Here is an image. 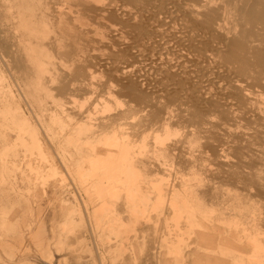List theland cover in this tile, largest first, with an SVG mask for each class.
Returning <instances> with one entry per match:
<instances>
[{"label":"bare ground","instance_id":"6f19581e","mask_svg":"<svg viewBox=\"0 0 264 264\" xmlns=\"http://www.w3.org/2000/svg\"><path fill=\"white\" fill-rule=\"evenodd\" d=\"M6 2L16 7L11 19L33 26L46 46L58 44L63 58H89L72 74L54 76L59 95L78 97L89 90L86 72L94 65L107 74L95 85V101L117 92L128 99L130 114L118 115L111 127L94 132V145L88 143L100 154L83 155L95 168L111 172L102 183L105 194L121 193L118 172L127 165L149 169L132 150H157L148 153L176 166L170 187L163 178L152 181L161 185L156 194L163 209L182 212L176 232L184 230L182 221L188 223L195 243L210 246L236 239L235 224L243 248L257 245L264 237V0ZM129 120L132 126L126 125ZM126 126L130 133H124ZM109 128L111 133L102 131ZM137 191L155 194L152 187ZM232 192L239 202L251 203L229 205L224 196ZM111 207L121 222L119 203ZM225 214L242 215L245 223L227 222L221 218ZM141 217L154 220L150 214ZM157 217L167 218L163 212ZM64 233L53 239L59 243ZM118 244L123 246L121 239ZM165 249L173 258L175 249ZM259 249L264 256V248ZM259 256L246 258L262 262Z\"/></svg>","mask_w":264,"mask_h":264},{"label":"rangeland","instance_id":"374dc122","mask_svg":"<svg viewBox=\"0 0 264 264\" xmlns=\"http://www.w3.org/2000/svg\"><path fill=\"white\" fill-rule=\"evenodd\" d=\"M6 1L0 0V264H264V256L258 253L264 248L260 243L264 237H259L257 245L243 248L235 224L236 239L210 246L195 243L194 236L187 233L188 223L182 221L184 230L176 232L182 212L165 211L156 194L161 185H152L161 178L165 187L174 184L176 166L161 156L158 161L151 154L157 150H132L137 161L145 160L149 169L127 165L118 172L121 193L105 194L102 183L111 172L95 168L83 155L100 154L92 147L94 132L111 127L118 115H129L128 99L117 92L104 94L103 102H96L95 85L107 74L94 65L86 72L89 90L85 88L78 97L59 95L54 76L72 74L89 58H63L58 44L46 46L33 26L11 19L16 7ZM94 26L102 29L101 23ZM126 123L133 125L132 120ZM147 172L154 177L146 178ZM151 187L155 194L143 196L137 191ZM224 199L229 205L251 203L239 202L235 192ZM116 202L121 207L117 214L121 222L113 218L111 206ZM161 212L167 218L158 221ZM143 214L154 220L148 222ZM221 218L245 223L242 215ZM60 231L65 233L58 243L53 236ZM180 233L184 242L178 240ZM119 239L121 248H117ZM166 246L175 249L173 258L167 256ZM249 253L263 257L262 262L247 259Z\"/></svg>","mask_w":264,"mask_h":264}]
</instances>
